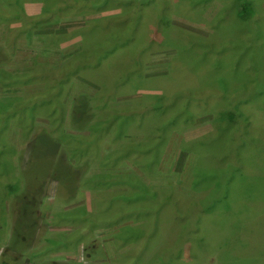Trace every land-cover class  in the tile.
<instances>
[{
	"label": "rangeland",
	"instance_id": "374dc122",
	"mask_svg": "<svg viewBox=\"0 0 264 264\" xmlns=\"http://www.w3.org/2000/svg\"><path fill=\"white\" fill-rule=\"evenodd\" d=\"M20 1L0 0V126L13 117L0 133V264H149L153 257L171 264L172 253H162L169 245L185 264H264V0H247L249 17L239 15L242 0ZM138 12L146 23L136 39L152 38L138 56L140 81L123 82L135 60L125 52L94 70L75 62L80 39L48 45L51 35L121 17L105 22L103 38ZM239 105L260 120L259 140L245 133ZM229 114L236 120L216 129L214 116ZM42 133L48 146L99 140L67 150L83 167L71 200L61 201L58 178L43 180L37 227L20 239L15 196L2 193L17 187L19 195L18 176ZM238 152L250 155L245 168ZM255 157L260 164L250 170ZM215 169L226 171L219 177ZM244 170L258 179L241 177ZM230 198L261 203L250 218H235L234 229L217 226L214 242L203 245L196 219L181 209L202 200L215 210ZM220 233L233 236L225 242Z\"/></svg>",
	"mask_w": 264,
	"mask_h": 264
},
{
	"label": "trees",
	"instance_id": "16d2710c",
	"mask_svg": "<svg viewBox=\"0 0 264 264\" xmlns=\"http://www.w3.org/2000/svg\"><path fill=\"white\" fill-rule=\"evenodd\" d=\"M249 2L247 0H242V2L239 4V8H240L239 15L241 17H245V16L249 17L250 14H252L254 9L252 8L251 5H249ZM0 13H1L0 17L2 15H6L4 11H0ZM142 17L143 15L141 16L139 12L136 15H132L131 13L129 14L126 13L125 19L128 20V24L124 26L122 25V23H113V28L110 30V33L105 35L103 38H102V34L104 33V31L108 29L109 26L107 25L108 23L105 22L117 20L121 17L118 18L114 17L113 19L104 18L102 20L101 19L92 20L86 26L75 28L65 34L51 35L49 37L48 45L54 47H60L63 42H66L70 39L73 40L80 39L81 42L84 43L83 46L84 48L75 57V62L81 64V68L84 67V63H85V68H90L94 70L101 69V67L108 59L116 57L120 53V51L125 52L126 56L130 55L132 58L135 57V60L134 59L132 60L131 58L132 62H129L125 65L126 71L125 73L122 74L123 82L125 80H128L127 82L131 81L133 83V81H135L136 79L140 81L143 79L142 78L143 76H141L140 73L141 72L139 68L140 61L138 60V56L143 51L147 50L146 45L150 42V40H152L151 35L149 36L148 34H146L144 37H142L141 35L139 36V38L136 39V34L139 32V30L142 27L141 24L146 23L144 22L145 20H143ZM147 23H148V19H147ZM149 24L150 23H148L147 25V29ZM144 42L146 43L145 46H144ZM100 86L102 88L101 93L103 92L102 95L107 97L106 93L110 92V90L108 89V87L110 86L105 85V83L103 82L100 83ZM246 89L249 90L250 87L248 86ZM222 92L224 94V95L222 94L223 96L229 97L228 96L229 90H222ZM240 93L241 91H238L236 95H239ZM162 96L163 95H159V100L162 98ZM57 105L58 104L56 103L55 105L56 107L54 108L57 109L58 107ZM234 108L236 109V106H234ZM237 109L240 110L238 111L239 113L238 116L239 117L241 116L247 121L245 133H247L248 136L250 135L252 136V138L257 139L256 137H254L255 134L253 133L257 131L255 127L258 126L260 120L257 117H255L256 115H254L253 112L251 111V109L253 108L248 105H241V106L239 105ZM230 111H228L226 114H228ZM125 114H128V111H126ZM233 116L234 115L229 114L223 117V119H221L218 116H214V123L215 122L218 123L216 129L220 130L232 120L233 121L236 120V117ZM12 118H13L12 116L4 118L0 126V133L4 130V127L10 123V119ZM97 136L94 135L93 138L67 137L68 140L70 141V144L58 145L50 141L49 146L45 143L46 140L44 133L36 137L35 140L36 145L33 148V153L30 158L29 167L26 170L22 171L20 176H18L19 179H23V181L19 180V189L21 187V191L19 195L15 193L17 187H14V189L10 188L8 191L2 193V195L6 198L7 196H9L8 194L10 193L12 194V197L15 196V198L12 199L14 208L15 210H17V213L21 214L18 224L19 227L18 236L20 239L21 237L25 239L27 231L32 228L35 229L37 227V223L39 221V218L37 216V211L39 210V206L42 198V193H41L42 191L39 190V187L42 190L41 183L45 178H48L49 176H54L55 178H58V180L61 182L60 186L62 187V189L65 188L64 199L61 198L62 202H65L66 198L68 200H71L74 197L75 194L74 191L76 190L79 182V179L77 180L78 174L81 170L79 167L81 168L83 167L81 164L76 163L77 161L74 160L75 162H73V159H71V157L69 158L66 157V155H68L67 150L69 151L73 150L71 148L83 149L89 146L90 144H96V142H98L99 140L96 138ZM51 149L53 151H51ZM252 154L255 155V153ZM237 155L239 158V162L242 161L245 164L244 166L245 168L250 155L244 157L241 152H238ZM258 155L259 156L264 155V151L259 152ZM254 159L255 160L250 163V170L252 168L251 164H254L256 162L257 164H260L258 158L255 157ZM225 171L226 170L224 169L223 170L215 169L216 172L215 174L221 177L223 176ZM198 174L199 176L204 177L205 175L207 176L208 173L204 171ZM249 174H251L252 177H254L253 180L258 179L255 177L254 173L245 170L244 172L241 173V177H246ZM27 176H30V179ZM197 177L198 175H196L195 179ZM248 183L251 184V179L248 181ZM21 184L23 186H21ZM251 189L252 190H249L247 188L240 192L253 193L255 190H259L260 187H254ZM209 194H211V192H209ZM201 201L202 200H195V202L192 203L193 207H191L190 205L189 209H181V212L184 214L185 213L188 214L189 218L194 217L196 219V220H192L191 223L193 224L194 234L196 233V236L197 237L199 236L201 242L205 243L203 245H206L207 242L208 244L214 242V240H212L213 239L212 235L219 233V231L217 230V226H219L222 230L225 231V229H228V225L230 223L232 229H234V227H236V224H233V220L239 218L246 219L247 217L250 218L248 214L250 215L252 213H255V211L250 212V210L256 209L257 206L261 203V202H254L253 205H249V202L245 201L244 199L232 200V198H230V200H227V206L223 204L219 208H216L215 210H210V209H206L204 203H202ZM192 214H195V216ZM176 215H178V207H176ZM244 219H241L239 222L245 221ZM157 222H159V220L157 221L154 220V224H156ZM202 232H205V234L202 235ZM220 234L222 238L225 240V242L226 241L228 242L230 237L233 236L230 233L229 234L220 233ZM182 239L183 238L178 239L180 243ZM223 243H224L223 241H220L219 246H221ZM166 247H168V249ZM166 247L162 249V253H166V252L170 254L172 253L171 254L172 262L169 263L185 264L183 260L184 253L181 252V250L175 252V248L172 247L171 245ZM179 247L182 248V246ZM162 256L163 254H161V257ZM158 261H159L158 258L155 259V257H153V261L149 262V264H155ZM113 264H123V263L114 262Z\"/></svg>",
	"mask_w": 264,
	"mask_h": 264
}]
</instances>
